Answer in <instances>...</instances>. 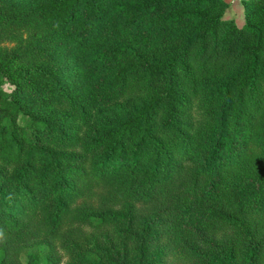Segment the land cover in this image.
Instances as JSON below:
<instances>
[{"label":"trees","instance_id":"trees-1","mask_svg":"<svg viewBox=\"0 0 264 264\" xmlns=\"http://www.w3.org/2000/svg\"><path fill=\"white\" fill-rule=\"evenodd\" d=\"M241 2L238 26L227 0H0V264H264Z\"/></svg>","mask_w":264,"mask_h":264},{"label":"rangeland","instance_id":"rangeland-1","mask_svg":"<svg viewBox=\"0 0 264 264\" xmlns=\"http://www.w3.org/2000/svg\"><path fill=\"white\" fill-rule=\"evenodd\" d=\"M230 5V6H229ZM226 17H231L235 20V23L238 26H241L244 24V13H243V4L241 2V0H232L230 3H228V8L226 11ZM3 88H5L6 90L10 91L13 89V86L8 83L5 82L3 84ZM27 120V117L24 115H21L19 117V121L20 123H24ZM21 259L23 261L26 260V256L25 255H21ZM45 263V259L44 258H40L38 261V264H44Z\"/></svg>","mask_w":264,"mask_h":264},{"label":"crops","instance_id":"crops-1","mask_svg":"<svg viewBox=\"0 0 264 264\" xmlns=\"http://www.w3.org/2000/svg\"><path fill=\"white\" fill-rule=\"evenodd\" d=\"M232 0H227L228 3H230ZM230 6V5H229Z\"/></svg>","mask_w":264,"mask_h":264}]
</instances>
